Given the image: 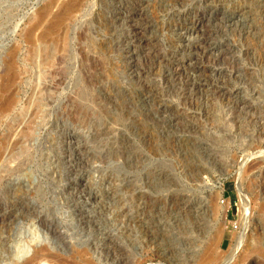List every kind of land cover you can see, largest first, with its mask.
Segmentation results:
<instances>
[{
  "label": "rangeland",
  "instance_id": "1",
  "mask_svg": "<svg viewBox=\"0 0 264 264\" xmlns=\"http://www.w3.org/2000/svg\"><path fill=\"white\" fill-rule=\"evenodd\" d=\"M59 1L0 0V264H264V0H79L44 33Z\"/></svg>",
  "mask_w": 264,
  "mask_h": 264
},
{
  "label": "bare ground",
  "instance_id": "2",
  "mask_svg": "<svg viewBox=\"0 0 264 264\" xmlns=\"http://www.w3.org/2000/svg\"><path fill=\"white\" fill-rule=\"evenodd\" d=\"M78 2H79V0H62V1H59L58 4L61 6L62 10L59 13H55L53 18H57V19L51 21V23L48 26H46V28L44 29L45 30L44 33L52 32V29L59 24L58 20L60 18H58V17L69 15L73 10H75V8L78 5ZM41 19L42 18L39 15L36 18L34 25H32V26L37 25L41 21ZM209 22H211V21H209ZM237 22H239L241 25H243L244 19L243 18L237 19V21L235 23H237ZM43 34H40L38 37L41 38V35H43ZM248 158H250V157H248ZM246 172H247L246 164H243L240 167V169L238 170V172H236V174L234 173L235 174L234 180H235V184H236V191H237V196H238V201H239L238 211H239V217H240L241 224L239 223L240 226L238 227L239 228L238 232L234 236H232L233 237V244L231 245V249H229L230 254L237 253V251L243 245V243L245 241L246 234H247L246 233L247 232L246 222H247V218L249 216L248 206H249L250 201H249V198L247 197V193H245L243 188H242V183H243L242 179H243V176ZM235 229H237V226H235ZM263 248H264V246H263ZM26 249H28V248H26ZM28 252H29V250H25V254ZM263 252H264V249H263ZM37 253H39V252H37ZM38 257L41 261V264H70L71 263V262L69 263V261H67L66 259L60 258L58 255L54 256V255H51L49 253H42V254L40 253V254H38ZM19 258L20 257H18V259ZM213 259L214 258L212 256V254H207L203 260L209 262V261H212ZM26 263H28V261H26L25 264Z\"/></svg>",
  "mask_w": 264,
  "mask_h": 264
}]
</instances>
